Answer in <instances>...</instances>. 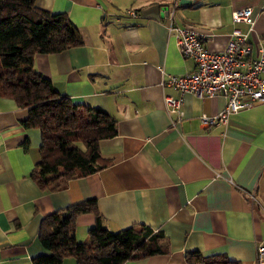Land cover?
Instances as JSON below:
<instances>
[{
    "label": "crops",
    "instance_id": "0c3cea01",
    "mask_svg": "<svg viewBox=\"0 0 264 264\" xmlns=\"http://www.w3.org/2000/svg\"><path fill=\"white\" fill-rule=\"evenodd\" d=\"M175 1V22L206 34L211 50L225 49L236 28L251 43L264 41L263 0H36L40 8L65 13L84 41L36 54V70L75 104L114 116L117 135L99 142L104 168L69 179L60 190L45 189L32 178L42 159V132L23 125L28 109L0 96V264H33L45 252L44 219L92 199L113 232L145 224L164 234L167 252L124 264H188L194 251L264 264L258 262L264 102L231 115L226 125L206 126L201 115H217L226 99L186 93L185 117L177 129L171 126L164 97L178 92L164 81L196 69L167 29ZM249 6L253 30L232 19L233 11ZM95 223V213L79 215L76 239L87 241Z\"/></svg>",
    "mask_w": 264,
    "mask_h": 264
},
{
    "label": "trees",
    "instance_id": "16d2710c",
    "mask_svg": "<svg viewBox=\"0 0 264 264\" xmlns=\"http://www.w3.org/2000/svg\"><path fill=\"white\" fill-rule=\"evenodd\" d=\"M84 43L65 13L40 8L36 0H0V96L29 111L26 128L42 132V159L32 178L49 190H60L66 181L105 167L99 142L117 135V119L101 109L75 104L62 96L52 81L35 68L38 53H59ZM95 213L96 223L87 241L76 239V219ZM40 242L44 253L33 264H124L165 253V237L145 224L119 232L105 226L95 200L70 205L46 217ZM188 264H240L222 254L205 257L199 251L186 255Z\"/></svg>",
    "mask_w": 264,
    "mask_h": 264
},
{
    "label": "built area",
    "instance_id": "2783aa9c",
    "mask_svg": "<svg viewBox=\"0 0 264 264\" xmlns=\"http://www.w3.org/2000/svg\"><path fill=\"white\" fill-rule=\"evenodd\" d=\"M264 1V0H263ZM178 2H174L167 13L168 32L171 33L185 58L196 64L194 72L170 75L164 84L177 90L173 96L164 97L166 110L174 115L171 126L176 128L185 117L183 109L184 95L192 93L199 97H219L226 99V106L215 116L205 113L201 122L206 126L226 125L230 116L243 109H249L264 102V41H248V34L235 29L221 51L211 50L206 42L207 35L194 26H179L175 22L174 11ZM264 11V2L260 7ZM129 14L137 16L135 11ZM253 6L237 9L232 13L234 23H246L253 30L256 22ZM264 260V246L258 249V262Z\"/></svg>",
    "mask_w": 264,
    "mask_h": 264
},
{
    "label": "rangeland",
    "instance_id": "374dc122",
    "mask_svg": "<svg viewBox=\"0 0 264 264\" xmlns=\"http://www.w3.org/2000/svg\"><path fill=\"white\" fill-rule=\"evenodd\" d=\"M80 242H82V241H80ZM70 259H72V260H70ZM65 264H75V260L73 259V258H69V257H67V259H66V261H65Z\"/></svg>",
    "mask_w": 264,
    "mask_h": 264
},
{
    "label": "water",
    "instance_id": "95a60500",
    "mask_svg": "<svg viewBox=\"0 0 264 264\" xmlns=\"http://www.w3.org/2000/svg\"><path fill=\"white\" fill-rule=\"evenodd\" d=\"M184 2H186V0H182V1H181V4H183Z\"/></svg>",
    "mask_w": 264,
    "mask_h": 264
}]
</instances>
